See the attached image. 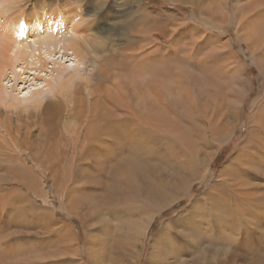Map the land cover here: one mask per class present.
<instances>
[{"label":"rangeland","instance_id":"obj_1","mask_svg":"<svg viewBox=\"0 0 264 264\" xmlns=\"http://www.w3.org/2000/svg\"><path fill=\"white\" fill-rule=\"evenodd\" d=\"M257 1L259 0H238L236 3L235 0H13L12 3L10 0H0L1 23L4 24L0 25V43L2 37L15 32L18 42L28 45L27 50L32 49L33 45H39L36 48L42 51L45 49L44 44L39 42L49 39L55 43L56 58L45 62L48 67L52 66V62L57 64L51 68L53 77L49 80V71L33 65L29 70L25 69L30 65L24 66L25 63L17 59L19 54L17 57L13 54V57L8 52L10 50L6 49L4 53H8L12 59L0 63V92L4 89L3 96L6 100L0 102V264H68L72 258L81 264H90L91 260L85 249L86 233L96 231L97 225L101 228L100 237L106 243L109 253L118 242L119 236L112 234L113 224L116 222L113 215L97 221L99 211L94 216L88 208L91 202L99 204L96 194H105L107 191L103 200H107V204H103L106 209L110 206L111 194H114L113 184L108 180V172L113 171L107 167L102 153L98 154V159L88 155L72 157L69 154H72L73 149L69 133L77 120L63 116L58 122H54L56 126H47L48 121L42 120L32 106L25 107L30 103L19 98L28 91L32 92L34 87H44L45 78L56 84V72L71 62L73 65L61 73V78L74 75L73 80L64 84L66 97L72 95L73 98L74 94L80 96L88 93L95 81L92 59L79 61L75 58L73 61L70 51H67L69 55L62 54L64 39L73 36V30L68 31V27L78 22L81 25L87 20L92 22V29L77 30L75 33L80 36L99 35L106 39L105 42L94 44L92 53L114 55L122 46L134 50L143 47L145 50L153 42L159 47L157 63L169 65L170 73L176 81L184 80L188 83V89L181 91V96L175 93V101L180 108L188 112L194 111L195 116L190 119L185 113L179 112V119L170 118L174 128L173 151L158 148L159 142L155 141L158 143L152 148L156 149L148 155L149 169L138 175L142 177L141 186H132V189L138 195L143 192L153 195L163 187L166 180L175 178L178 182L180 146L188 151V148L193 149L198 139H202L211 153L208 166L200 162V157L195 158L193 171L184 173L181 179L178 197L160 212H156L147 224L139 249L122 246L121 254L114 261L111 260L110 253L103 264H147L151 252L157 260L152 264H264V103L263 106L261 103L264 102V78L262 81L259 69L264 67V56L262 59L256 56L259 52L264 53V47L252 49L251 40L241 35V32L253 33V28L246 27L244 22L251 26L250 21L257 19L259 15V20H263L264 4H260L258 8L255 4ZM13 5L14 13L9 9ZM67 7L70 8L69 12ZM47 15H55L57 19L63 18L65 21L73 17L75 21L71 20L59 31L60 34L56 32L52 38L44 39L42 35L34 36L26 32L29 31L25 27H30V24H26L30 18H36L35 25L43 30V24L51 22ZM7 41L6 38L4 44H0V53L4 51L5 47L2 46ZM146 43L150 44L147 46ZM229 50L234 56L233 60L228 58ZM236 60L249 81V87L244 85L242 103L238 109L232 107L234 110H231L228 105L236 93V83L231 71L226 69L225 62L230 63V68ZM124 63L121 74L125 85H130L126 91L128 103L134 111L145 112L139 92L134 93V82L139 77V70L131 61ZM148 72L149 69L145 68L144 73ZM45 73L46 76L43 75ZM116 79L110 84L111 87L117 82ZM45 89L49 88L45 86L41 89L43 102L52 98V92ZM259 92L263 95L258 94ZM73 99L66 100L67 104ZM9 102L13 105L17 103L18 107L13 106L17 109L8 107L6 104ZM159 102L162 106L169 107L166 103ZM142 104L143 110H138ZM49 105L57 108L54 101ZM257 108L260 113H255ZM221 116L223 121L219 128L215 132L210 131L211 120L216 122ZM48 127L53 130V134H50ZM165 127L164 136L170 133L168 125ZM257 127L260 130L255 134ZM224 130L228 132L227 136L216 138V133ZM249 143L252 147L257 146L255 157L249 156L246 160L245 156L237 158L239 150H243L245 145L249 146ZM127 145L124 143L115 156H124ZM213 148L217 151L214 152ZM125 160L120 165L121 169L126 165H133L130 161H135L128 158ZM80 165L85 166V170L82 168L85 172L83 174L79 171ZM225 170L230 177L225 174ZM237 177L244 183L240 184ZM125 182L124 178H120L118 188L124 189ZM238 187H243L241 190L246 191L241 195L244 200L250 193L257 199L251 198L253 202L241 200L237 196ZM236 198L238 200L235 201ZM198 199L203 201L201 207L207 206V211L200 208L194 211L191 208L192 202ZM66 208L72 210L71 214H67ZM238 210L239 220L234 218L233 223H229L230 216ZM77 211L83 215L77 214ZM193 212L197 215L192 217ZM91 216L94 217L93 221ZM56 221L63 222L64 225H58ZM163 227L169 229L170 236L166 233L156 236ZM219 230L222 232L219 233ZM70 231L75 234L78 248L73 244ZM153 238L173 247L175 253L164 248V245L158 249L152 248ZM87 244L89 248L100 247L97 243ZM122 254L128 257L126 261Z\"/></svg>","mask_w":264,"mask_h":264},{"label":"bare ground","instance_id":"obj_2","mask_svg":"<svg viewBox=\"0 0 264 264\" xmlns=\"http://www.w3.org/2000/svg\"><path fill=\"white\" fill-rule=\"evenodd\" d=\"M10 1L12 2L13 0H10ZM237 1L238 0H235V3ZM255 4L256 6H258V8H260V4H264V0H259L255 2ZM9 7H11L9 9L12 12L15 10V5H13L14 8L12 6H9ZM69 11H70V8L67 7V12ZM1 12L2 10L0 11V23L2 19ZM13 16L15 17V15ZM48 18H50L51 22L43 24L44 31L41 29L40 26L35 25L37 22L36 18H30L28 20L29 21L28 23L25 22L26 24H30V27H27V26L25 27L29 29V31H26V32L30 34L32 33L34 36L42 35L44 39L48 37L52 38L53 36H55L54 34H56V32L60 34L59 31H61V29L65 27V25L67 26V24L71 20L75 21L73 17L69 18L68 20L66 19L68 22L65 21L63 18L57 19L55 15L48 16ZM259 18H260V15L257 17V19L250 21L251 26L247 22H244L246 27L253 28V33L241 32V35H245L251 40L250 46L252 49H255V50L261 48L262 46L264 47V15L262 17L263 20L260 21ZM76 20L78 22L79 19L76 17ZM81 21L82 20H80V23ZM234 22H237V21L234 20ZM2 24L3 23H1L0 25ZM91 24L92 22L90 20H87L84 23H81V25L79 24V22L73 23L72 25H70V27H68L69 28L68 31L72 32L73 30V34H72L73 36L71 38L64 39L63 43L65 44V47L63 48V51H62V54L64 55L66 54L69 55L67 51H70V55H72L73 61H75V58L76 60L81 59L82 61L84 59L86 60V58H89L90 60L92 59V63L94 64V68H95V71L92 73V75L95 81L93 83L94 86H90L91 89H89L88 93L86 95H80V96H77L76 94H74L73 98H79L78 100L73 99L71 97L72 95H69L68 97H66L67 95L65 94L64 84L65 82L69 80H73L74 75L69 74L67 77L61 78V73L63 70L67 71L68 66L73 65L71 62L70 65H66L67 67H60L59 68L60 70L56 72L55 74L57 76V79L55 78L57 80L56 84H53L50 81L49 82L46 81L47 78L43 79L44 87L46 86V88L47 87L49 88V90L47 89L45 90L49 91L50 93L52 92L51 99H48L47 101L43 102L44 98H43L42 90H41L42 88H44L43 85L41 87H36V88L34 87L32 92L28 91L30 93L28 92L26 94L24 93L19 98L21 100H24L27 103H30V105H27L25 107L32 106L33 109L37 111V114L40 116L42 120L49 122V123L46 122L47 126L49 125L52 127V125H55L54 122H58V120L63 118V116H70L73 120H77V122L73 125L72 130L69 133V139L71 141V144L73 145L72 154L71 153L69 154L74 158L88 155L90 157L93 156L98 159L99 158L98 154L101 152L104 159H106L107 167L113 171V173L108 172V180L112 182L113 184L112 188L114 191V194H111V199H109L110 206L107 207L106 209L105 207H103L104 203L107 204V200L103 201L106 197V194L108 193L106 191L107 193L105 192V194L104 193H101V194L99 193L100 195L94 194L97 200L100 202L99 204L95 202H91L88 208H90V211L92 212V215L94 216H95V213L99 211V213H97L96 215L97 221L105 220L106 219L105 216L107 215H113V218L116 219V222H114L113 224L112 234H115V236H119V238H118V242L115 243V247L112 248V252H110L112 253L111 260L114 261V258L117 255L121 254L120 247L122 246L129 247V248H131L132 246L136 250L139 249L138 247L139 245H141L142 237L144 235L147 224L152 219V217L156 215V212H160L162 209H164L166 206L171 204L178 197L177 190H178L179 184L181 183V179L183 178L184 173L186 172L190 173L193 171L195 158L200 157V162H202L205 166H208L209 155L211 153H210V150L208 151L209 147L206 144H204L202 139H198L197 144L193 147V149L188 148V151L186 149L184 150L183 146H180L179 147V153H180L179 159L181 161V166L177 169V176L179 179L178 182L175 180V178L171 180H166L164 182L163 187L160 190L156 191L153 195L147 194L145 192H143L141 195H138L132 189V186L136 188L141 186L142 177L138 175L145 173L149 169L150 161L148 160V155L150 154L151 151L156 149V148H152L153 146H155L159 142L158 148L163 147V148H166L169 152L173 151L174 128L172 127V123H170L171 121L170 118L173 119L174 117H178L179 119V115H178L179 112L183 114L185 113L190 119L193 116H195L194 111L188 112V110L184 108L183 109L180 108L176 104V101H175L176 99L175 93H177L178 96H181V91H185L188 89V83L184 80L176 81L173 78L172 73H170L169 65L162 66L157 63L156 56H157V51L159 50V47L156 43H153V42L151 44L146 43V45L147 44H150V45L149 46L147 45L148 47H146L145 50L143 49V47H140L139 49L134 50V48L129 47V49H126L125 46H122L117 49L114 55L111 53L104 54V55H100L101 53L100 54L92 53L91 50L95 49L94 44L105 42L106 39L103 37H100L99 35L90 34V36L89 35L80 36L75 33L77 30H81V31H87L89 29L91 30L92 29ZM8 31L10 30L8 29ZM2 38L3 40H1L2 43L0 44H4L6 38L8 39V41L6 42L5 46H2L5 48H4V51L0 53L1 54L0 56L1 64L4 60L8 61V59H12L9 57V55H7L8 53H4L5 50L7 49V50H10L8 52H11L12 55L16 54L15 57H17V54H19V57L17 59L20 60V62L22 61L21 63L23 64L25 63L24 66H27L26 64L30 65V67L29 66L25 67V69L28 68L29 70V68H32L31 65H33V66H38L39 69L40 68L44 69V71L46 70L49 71V74H50L49 80H51V78L53 77L51 68L57 64L52 62L50 63L52 66L48 67L47 66L48 63H46L45 60L51 59L52 61L56 58L55 57L56 56V52H55L56 46L54 45L55 43L47 39V40H43L39 42V43H42V45L44 44L43 45V48H45L44 50L42 51H39L40 49L37 50L39 45L38 46L33 45L32 49L27 50L28 45L22 43V41L18 42L17 34L15 32L14 33L12 32L11 34H7L5 35V37H2ZM55 38L56 37H54V39ZM25 40L26 38L24 39V42ZM32 42L34 43V40ZM13 43L14 44L17 43V45L15 46ZM24 48L26 50H24ZM0 49H2L1 45H0ZM227 55L230 60L234 59V56L230 50L227 52ZM256 56L262 59L264 56L263 51L257 53ZM126 61L133 62L136 65L137 69L139 70V74H138L139 77L135 79V82H134V86L136 88V90H134V93L139 92L141 98L143 99L144 105H145V112L139 113V112L134 111L128 103L126 91L130 85L129 86L125 85L123 81L125 80L124 76L121 74L122 67L124 66L125 64L124 62ZM229 64H230L229 62H225V67L226 69H229L231 71L234 82L236 83V86L234 88L236 93L234 94V98L233 100H231L228 106L230 107V109L232 107H234V109H238L239 105L243 101L242 93L244 92V85L246 87H249V83H248L249 81L245 73L239 66L237 60L234 63H232V66L230 68H229ZM3 66H4V63H3ZM145 68L149 69L148 73H144ZM259 69L261 71V79L263 81L264 67L261 66ZM33 72L36 73V70H34ZM37 73L39 72L37 71ZM43 75L46 76V73ZM115 78H117L116 79L117 82L115 83L113 87H111L110 84L113 82ZM128 79L129 78H126V80ZM77 86H79V84ZM3 93H4V89L0 92V102H3L5 100ZM258 94L263 95L262 92H259ZM22 97L25 99H23ZM68 99H73V100L71 103L68 102L69 104H67ZM53 101L57 103V108L51 107L49 105ZM159 101L166 103V106H169V107L166 108L165 106H162ZM261 103L263 106L264 102H261ZM16 104L17 103H15V105ZM6 105L8 107L14 108V110L17 109L16 107H13L15 105L11 104L10 102ZM61 107L64 108V111H62ZM38 109L40 111H38ZM234 109H231V110H234ZM138 110H143V104L140 105V107H138ZM258 110L259 109L257 108L255 113H260ZM31 114L32 113L30 112L29 115ZM17 115H18L17 117L20 118V115L19 114ZM222 119L223 117L221 116L219 120L216 122L211 120V130L210 131L215 132L219 128L220 123H222L223 121ZM165 125H168L169 131H170V133L166 136H164L166 132ZM61 130L63 131V128ZM259 130H260V127H257V130L254 131V133L255 134L258 133ZM48 131L51 132L50 134H53L52 133L53 130L51 131L49 127H48ZM227 134L228 132L224 130V131H218L215 136L218 139H222L224 136H227ZM155 141H158V142L155 143ZM124 143L128 144L125 155L120 156L118 158V156H115V153L122 148V145ZM262 143L264 144V142ZM213 151L216 152L217 149L213 148ZM255 151L257 152V146L254 145L252 147L251 144L249 143V146L245 145L243 150L242 149L239 150V153L236 157L240 158V157L245 156V160H246L249 156L255 157L254 156ZM138 155H140L141 157L135 160ZM111 157H114V158L110 160ZM126 158L130 160H135V161H130L131 163H133V165H126L121 169L120 165L121 163H125ZM20 164L21 163H18V165ZM231 164L233 165V163ZM83 167L81 166V169L79 170L80 172L82 171L81 174L85 173L83 171L84 169ZM225 174H227V170H225ZM120 178H124L126 180L124 189L118 188L117 182ZM237 179L240 184L244 183V181H240V177H237ZM222 180H225V179L223 178ZM241 188L243 187L237 188V196H239L240 199L241 198L243 199L241 195L245 194L246 191L241 190ZM249 195L250 196L246 195L247 196L245 197L246 200L244 199L243 200L247 202H253L254 200H250V199L255 198V196L252 193H250ZM236 200H238V198H236L235 201ZM201 201L202 200L200 199L193 201L191 208H193L194 211L198 210L199 208L200 210L205 209V211H207L206 209L207 206L201 207V205L203 204V201L202 202ZM256 201L258 202L260 200H256ZM244 208H246V205H244ZM66 209H67V214L68 215L71 214L72 210H69L68 208ZM249 210L251 211V208ZM239 212L240 210H238V212L236 211L230 216L231 220L228 219L229 223L232 224L233 223L232 219L234 218H237V220H239L238 219ZM76 213L79 215H83L81 212H78V211ZM194 215H197V214L193 212L192 217ZM91 217L93 221L94 217L93 216ZM262 220L264 221L263 217H262ZM56 223L58 225H64L63 222L56 221ZM194 227L196 228V233H198L197 226L195 225ZM99 228H100L99 225H97L96 231L93 230V231H89L86 233L85 249H86V253H88L89 259L91 260L90 264H103L110 254L107 250L106 243L102 242V238L100 237L102 236L100 232L101 228L100 229ZM221 232L222 230L221 231L219 230V233ZM163 233H166L167 235L170 236L169 229H167L166 227L161 228V230L156 234V236H162ZM70 236L73 237L72 238L73 244H76L77 239L75 237V234L73 235L72 231H70ZM87 242L97 243L100 245V247L96 248L95 246H93L89 248ZM161 245H164L165 246L164 248H166L167 250H172L175 253V250L173 249V247L163 244L161 241L153 238L152 248L158 249V247ZM76 248H78L77 244H76ZM217 249L219 250V248ZM125 255H123L125 258L124 261H126L128 258ZM155 261L157 262L154 254L151 252L149 255L147 264L156 263ZM68 264H81V262L77 261V259L75 260L74 258H72V260Z\"/></svg>","mask_w":264,"mask_h":264}]
</instances>
